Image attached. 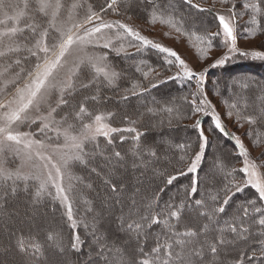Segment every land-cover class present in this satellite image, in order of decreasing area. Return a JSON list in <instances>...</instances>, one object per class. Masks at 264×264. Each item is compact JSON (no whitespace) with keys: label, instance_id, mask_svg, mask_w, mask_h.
<instances>
[{"label":"snow or ice","instance_id":"6c2138e0","mask_svg":"<svg viewBox=\"0 0 264 264\" xmlns=\"http://www.w3.org/2000/svg\"><path fill=\"white\" fill-rule=\"evenodd\" d=\"M217 3L222 6L223 12L216 11ZM122 6L126 15L132 12V5L127 0H105V4L96 11L91 4L86 5L84 0H33L32 3L24 0L22 8L12 0H0V12L8 19L19 22L30 8L45 18L41 22L27 24V34H24L25 28L20 27L0 32V211H6L9 198L18 195L20 191L28 194L31 206L30 210L23 213L24 218L20 221L28 227L27 235L23 229L8 227L9 242L6 245L0 244V253L7 255L15 250L19 257L18 264H51L49 250L64 258L61 264H72L66 258L69 252L82 255L85 241L79 231L75 230L77 220L73 216L68 193L72 189L71 181L81 179L73 175V168L87 163L90 154L86 151V145L93 143L98 148V137L102 136L108 145L113 146L108 155L110 161L120 163L127 155L115 150L116 133L134 134L131 139L135 143L130 152L144 167L161 159L162 153L156 147L141 142L144 132L134 126L114 127L110 121L115 113L94 112L88 107L89 101L102 99L96 93L103 88L119 90V81L125 79L126 70H116L109 57L113 52L117 56L126 52L123 41L127 40V46L134 47L138 53L150 48L163 54L164 64L178 68L179 71L167 77L168 80L195 82L196 92L190 101L191 116H184L171 101L161 109L159 102L154 100V107L147 108L146 112L155 114L159 110L169 117L175 113L177 120L200 114L210 117L209 131L230 136L235 142V148L243 158V167L238 170L243 175L237 177V169L232 168L226 172L227 183L220 190L214 194L209 192L198 195L200 182L196 174L208 145V137L205 135L203 121L197 119L192 127L197 132L198 150L192 151L188 157L186 171L181 167L175 170V174H168L166 179V184L172 185L178 177L194 174L190 184L184 187L183 198L175 200L170 197L160 207L159 198L165 191L160 188L144 203L145 211L137 206L135 197H131L128 213L125 215L122 211L118 217L117 231L122 235L110 239L98 229H91L95 243L90 242L89 247L94 256L90 254L87 257L88 264H101V261L103 264H205L206 260L207 264H216V258L222 253L232 260V264H264V152L255 158L251 155V150L264 144V132L255 129L245 132L244 135L252 140L251 149L246 147L240 136L227 131L217 105L209 99L205 90L209 68L223 66L232 56L264 61V43L260 46L261 50L244 51L238 48L234 23L246 14L250 17V23L256 26L249 33L250 36H255L258 30L264 31V0H245L241 5L243 13L236 11L235 0H213L210 7H203L194 0H134L135 9L145 14L143 18L148 24L155 26L158 23L175 30L178 33L177 42L179 36L185 35L189 39L194 37L200 44L207 41L206 47L197 48L205 60L211 59L208 53L213 47V39L222 37L226 53L202 71L190 67L174 48L142 35L136 26L104 19L105 12L111 10L119 14ZM13 8L17 10L15 16H8L7 10ZM81 11L83 16L79 18ZM201 13L214 14V19L218 21L217 31L197 35L195 31L189 32L184 28L189 21L195 26ZM128 19L131 20L132 16L128 15ZM163 37L170 38L169 33H163ZM21 38L25 41L23 49L17 42ZM117 41L120 43L117 44ZM97 49L100 51L97 52ZM21 51L27 55H18ZM135 73H140V77L136 78ZM151 73L160 75L155 67L144 70L137 65L130 87L123 89L125 94L122 99L128 100L129 93L131 96L143 97L145 93L158 88L159 83L165 82L149 79ZM240 86L248 89L250 82H241ZM77 95L81 96L79 101H76ZM256 99L259 101L256 113L244 116L250 127L264 126V87L260 88ZM184 100L187 102L188 97H184ZM73 101H76L74 107ZM239 103V100L234 103L225 102V116L228 119H231L233 109ZM243 104L245 109L250 106L246 99ZM144 114L138 113L136 119L125 115L123 120L126 124L135 125ZM235 114L240 116L239 112ZM76 121L79 122V131H76ZM171 123L172 119L169 118L168 124ZM32 124L37 125L35 132L22 130L24 126ZM240 127H243L242 123ZM37 136L44 138H33ZM125 139L128 137H119L121 143ZM180 147L192 149L193 146L188 144ZM8 153L21 161V167L28 164L31 171H9ZM163 155L166 156L167 152ZM186 155L180 156L179 164L183 165ZM56 156L59 159L54 162ZM136 159L133 160L134 165ZM216 167L224 171L220 164ZM66 178L69 181L67 187ZM247 188L254 190L257 194L255 198L240 205L233 217L220 227L219 214L225 212L233 195ZM110 190L115 195L123 192L122 187L114 183L110 185ZM221 191L224 193L223 199L220 198ZM49 197L53 202L59 201L61 206H66L67 221L74 230L67 243L62 234L54 230L45 233L44 242H36L44 219L40 206ZM188 209L197 214V219L203 218L201 227H192L186 223L189 220ZM56 211L58 209L53 204V214ZM233 251L237 253L234 257L231 255ZM9 264L15 262L9 261ZM76 264H79L78 257ZM219 264H225V259L222 258Z\"/></svg>","mask_w":264,"mask_h":264},{"label":"trees","instance_id":"16d2710c","mask_svg":"<svg viewBox=\"0 0 264 264\" xmlns=\"http://www.w3.org/2000/svg\"><path fill=\"white\" fill-rule=\"evenodd\" d=\"M92 1H94L93 2L94 6L92 7L94 11L99 10L100 6L105 4V0H92ZM194 2L201 3L202 6L204 7V3H203V2H205L204 0L203 1L202 0H194ZM235 2H236V11L238 13H243L244 10L241 7V5L245 2V0H235ZM127 3L129 5H132V12H128V14L126 15L125 14V8L122 6L120 8L119 14L112 12L111 10L105 12L103 14L104 19L106 21H110V22L120 21V22H124V23L134 25L141 31V34L144 36H146L144 34L145 30H152L153 28H158V29L164 30V32H168L170 38L177 40L178 33H176L175 30H170L167 27L161 26L158 23L155 26L148 24L146 22V20L143 18L144 17L143 12H140V11L135 9L134 0H129V1H127ZM241 8H242V10H241ZM193 11H195V10H193ZM133 12H136V14L133 15ZM128 15L132 16L131 20L128 19ZM82 16H83V12L81 11V13L79 14V18H82ZM240 18H246L245 22L240 19V23L242 24V25L238 26V30H240V33H241V31L245 32L246 30L251 32L256 27L255 25H252V24H251V26H249V24H248L250 22L249 15L245 14V15H242ZM247 19L249 20V22H247ZM41 21H42V19H40L39 22H41ZM146 27H148V28H146ZM184 28L189 32L195 31L197 33V35H206V34H209L210 30L213 31L214 28H216V29L218 28V21H216L214 19V14L201 13L200 19L196 21L195 26L192 25L191 21H189L188 23H186L184 25ZM255 37H259V38L264 40V31H259V30L256 31ZM153 40L159 41L158 39H153ZM179 41H183L188 45H189V42H192L194 47H195L194 49H196V51H197L198 47H206V44H207V41L204 44H200L198 41L195 40L194 37L189 39V37L187 35L179 36ZM159 42H161V41H159ZM119 43H120V41H117V44H119ZM123 43L125 45L126 52H122L119 56H117L116 53L113 52L109 57L110 62L115 66L116 70H120V69L126 70L125 79H122L119 81L120 88H119L118 92H119V95L121 97L125 94L123 89L125 87H130L131 79H132V76L134 73V68L137 65H140L142 68H144V70H147L150 67H155L156 70H162L163 73L165 74V75H161V78H164V76H166L164 79L161 80L160 77L155 76V73H151L149 79H155L156 80V78H157L159 81H165V82L159 84L158 88L152 89L151 93H145L143 97L131 96L129 93L128 95L130 98L128 100H125L126 102L123 105H121V108L113 109V111H110V112H113L116 114L110 121L112 126H114V127L134 126V127H136L138 130L145 133V135L141 136V142L142 143L147 142L149 144H152L154 147L157 148V150H159L162 153L161 159L158 162H155L154 164L149 165L148 167L151 168V167H154L155 165H157V167H158L157 170H159V169H164V170H163L162 174H161V172H154V174L157 176H156V179H154L153 181H152L153 178L151 179L150 177H144L145 180L147 178L148 183H146V184H149V186L148 187L144 186V183H142L143 189L139 192V195H137L138 200L135 199L137 202V206L141 210L146 211V209L143 208L144 200H145V197H143V196H145V193L150 192V194H151L150 197H152L160 188L165 189V191L163 192V194L159 198L160 199V205H159L160 207H163L164 202L168 201L170 197L175 199V200H180L183 198L184 187L190 184V178L194 174L189 173L185 176H180V177H178L177 180L173 181L172 185H167L166 179H167L168 174H175V170H178L181 167L186 171L188 157L191 156L192 151L198 150L196 148L197 132L192 127V125L195 123V121L197 119L203 121V127H204L205 133H206V130L208 128L207 132L212 134L213 138L215 137L216 140L218 139L217 142H220L224 145V148L217 149V161L223 167L224 171L218 172L217 169H215V168H213V169H211L209 167L206 168L205 159L207 157V152L210 151V147H211V143H212V141L208 138V145L205 149L202 162L199 165L198 174H196L198 176V180L200 182L198 185V195H201L204 193H209V192L214 194L216 191L220 190L223 187V185L225 183H227V179H225L226 172L230 171L232 168L237 169V172L235 173V175L237 177H241L243 174L240 173L238 170L241 168L242 157L239 156L238 150L235 148V142L231 139L230 136H222L218 132L213 133V132L209 131L210 117H205L202 114H200V115H197V116H194L191 118L180 119L179 121L183 123L182 124L183 126H181L183 128H179L180 126H178L177 124L174 127H172L173 126L172 124L171 125L168 124V119L173 118L175 116V113L171 117H169V115L167 113H164L163 111L158 110L156 112V117H159V120L156 118H154L152 120L151 118L153 116L150 117L149 115H147L148 113L144 112V109L146 107H149V106H145L147 104H145V105L143 104L144 106L142 105L140 107L138 106L135 108V106L137 105L136 102L138 100H140V99L142 100L146 96H150L154 93V95H152V96H154L153 100L159 102V108L162 109L163 106L165 105L164 103H162L164 100L172 97V102H174L176 104V106H178L180 108V111L184 114V116H191L190 101L192 99V94H194L196 92V86H195L194 81L168 80L167 77H170V76L176 74L177 72H175V69H176L175 66H170V65L163 63V59H162L163 54H159L155 50H152L150 48L146 49V50H142L141 52L138 53L134 47H128L127 46V44H128L127 40H124ZM212 43H213L212 49H219L217 46H222V42H220L219 37H216L212 41ZM222 47H224V46H222ZM96 51L99 52L100 50L97 49ZM104 51H107V50H104ZM197 53H198V51H197ZM198 55L200 58L203 59V57L199 53H198ZM129 63H130V66L128 65ZM231 66H233V65H231ZM254 70H256V69H254ZM219 72H223V68L220 69V71H218L215 74V79L211 81V82L214 81V85L212 83L208 84L207 90L209 93L210 92H211V94L214 93L219 98H222V102H223L224 106H225V102L234 103V102H237L238 100L240 101V103L238 104V107L236 109H233L234 114L232 115V117H234L236 120L231 122V125L234 126L235 128H237L236 124L240 127V124L242 123L243 127H240V128H246L247 129L246 132L251 131L253 129H255L256 131L264 132V126L253 125L250 127L244 120V116L246 114H253L254 115L256 113V111L258 110L256 106L259 104V101L256 99V97H257L256 94H257V91H259V89L261 87H264V84L261 87H259V85L257 83L258 81H252L254 86L252 85L248 89H243L241 86H233L231 83H229L227 85V83H225L223 78L220 76ZM134 75L136 78L140 77V73H135ZM144 83H147V81H144ZM105 89L106 88H103L102 90L99 91V97H101V98L103 97L102 92ZM108 90L112 92V91L117 90V89L114 88V90H113L112 88H109ZM184 97H188L187 102L184 100ZM79 98H81V96L77 95L76 101H79ZM197 99H199V98L197 97ZM245 99L248 101V103L250 105L246 109L244 108V104H243V101ZM102 100L104 101L105 99L102 98V99H98L97 101H89L88 105L94 106V109L96 107L102 109L100 107V105H102L101 103H103V102H101ZM76 101H73V107L75 106ZM107 102H108V100H107ZM150 107H154V105H151ZM142 108H144L143 111H142ZM132 111L134 114L133 115L129 114ZM145 111H146V109H145ZM226 111H227V109H225V111H224V114H223L224 118H227L225 116ZM96 112H104V111L97 110ZM236 112L240 113L239 117L235 114ZM104 113H107V112H104ZM138 113H145V114L139 118L138 122L135 125L126 124L124 122V120H123V117L125 116L124 114H129V116L133 117V119H136L137 118L136 116ZM163 118H168V119L164 120ZM238 120H239V123L237 122ZM153 122L155 123V125H160L159 127H156L155 130H153L152 126H151V124H154ZM173 122H175L174 119H172V123ZM74 123H76V122H74ZM77 123H79V122H77ZM180 130H182V134H185L184 138L180 139L181 140L180 142H177V146L173 147L174 149H173V151H171L169 153V155L164 156L163 155L164 152H162L160 146H158V144H156V141L161 139V137H157L155 140L156 135L153 134L154 133L153 131H161V132L167 131V132H169V134L165 135L164 140L169 141V144H171L173 142V140H171L170 138H172L173 135L175 137L176 136L179 137L180 135H177V133H179V132L181 133ZM122 135L125 137H128V139H125L123 143H121L119 140V137ZM132 135H134V134L133 133H116V134H114L115 150H118V151H121L122 153L127 154L126 159L120 163H116L114 160H111L113 163H115V165L117 167H120L121 165H123V162H125V163H131L132 162L133 163V160L136 159L131 155V152H130L131 146L135 143L131 139ZM251 142H252V140H251ZM188 144H191L193 146L192 149L180 147V145H188ZM110 148L113 149V146L108 145L107 142L104 140V138L101 137V139L99 140V147L97 148L94 146L91 149V151H93L94 153L92 155H91V151L89 153L90 159H88V161L90 163H87V165H89V164L91 165L90 172H93L92 167H95V165H93V164H96L102 158H105L104 157V151H107ZM256 150H258L260 152H264V144H262L260 147L256 148ZM185 153H187V155L185 156V162L183 163V165H181L178 163V161L180 159V156L184 155ZM108 161H110V160L108 159ZM169 161H171V162H169ZM136 163H138V166L143 167V165L140 164V161L138 159H136ZM82 165L85 166V164H82ZM76 172L80 173L79 171H76ZM93 176L94 175H92L90 173L88 174L89 178L90 177L92 178ZM116 176H118V173L114 174L112 177H116ZM122 178L128 179L125 176H122ZM228 179H230V178H228ZM77 181L80 183V180H77ZM90 182H91V180H90ZM79 183L78 184L74 183V186H73L75 188V192H73V193H75V198H76V196H78V205L76 207V209H77L76 214L79 216V218H81V219H78V222L83 220V222L87 223L86 216H88L89 213H86L85 211H83V208H84L83 204H82L83 198L81 197V190H82L83 184H79ZM84 183H85V181H84ZM93 185H92L93 190H95L94 192L98 195L99 187H98L97 181H93ZM110 185H111L110 181L106 182L105 191L108 194H110V196L113 197L112 200L118 201V198H120V197H116V199L114 198L115 194H113L111 192ZM206 185H207V187H206ZM20 193H23V192L20 191L18 193V195H20ZM256 195L257 194L251 188H247L243 192L236 193L235 195H233L231 197V199L229 200V204L226 207L225 212L219 214V217H218L219 226L223 227L225 225V221H229L233 217L236 209L240 205L246 203L251 198H255ZM19 198H22V195H21V197H19V196L10 197L8 200V203L18 204L20 208H25V206L27 204L25 202H23L22 200H20ZM220 198L221 199L224 198V193L222 191L220 192ZM95 199H96V196H94V195L91 198L87 199V203H89L91 205V209L94 207V205L96 203ZM123 199H124V205L127 208L125 212L128 213V210H129L128 200L125 199L124 197H123ZM8 203H7V206H8ZM90 205H89V207H90ZM43 206L48 207V206H45L44 204H43ZM191 211H192V209H188L187 216L189 217V220L186 221V223H190V226H192V227L195 226L198 228L201 226V224L203 222V218L201 217V218L197 219L196 218L197 214L195 212H191ZM11 220H12V216L7 215L5 213H0V223L6 222L8 224H12L13 221L11 222ZM94 220L97 224L94 226V228L98 229L99 232L102 233L104 236H107L110 239H115L117 236H120L117 234L118 232L117 233L115 232V229H117L116 224H113L112 222L108 223L109 220L112 221V216L110 214H106V215H104L103 213H102V215L99 214V217L94 218ZM78 222H77V224H78ZM62 224H63L62 229L66 233L62 232V229L60 230V226H58L57 223H53V225L55 227L59 228V232L62 234L64 242L67 243L71 233L73 232V230L69 226V223H68L65 215H64V221H62ZM67 225L69 226V228L66 229ZM10 226H12V225H10ZM78 226H80V225H78ZM65 229H66V231H65ZM156 231L159 232L160 229L157 228ZM0 233H1V231H0ZM80 235H81L82 240L85 241L84 248H86L87 253L85 254L84 248H83L84 250H82V255L81 254H73V253L69 252L68 253L69 258H67V259H70L71 256L72 257L80 256L82 259V262L83 261L87 262L88 260L84 259L85 256L88 257L90 254H93L92 249L88 245V242L90 241L89 239H91L92 234L90 235L86 230L83 233L81 232ZM40 237L43 239L42 235ZM39 240L41 242H44L41 239H37L36 242H40ZM149 246H151V241L149 242ZM236 254H237L236 251H233L231 255L234 257V256H236ZM5 256H7V255L0 253V259L4 258ZM93 256H94V254H93ZM222 258L225 259V264H232V260L230 258H227L224 253H222L220 257L216 258V264H219V262ZM80 261L81 260H79V264H80ZM76 262H77V260L73 261L72 264H76ZM101 264H103L102 261H101ZM205 264H207V260L205 261Z\"/></svg>","mask_w":264,"mask_h":264},{"label":"rangeland","instance_id":"374dc122","mask_svg":"<svg viewBox=\"0 0 264 264\" xmlns=\"http://www.w3.org/2000/svg\"><path fill=\"white\" fill-rule=\"evenodd\" d=\"M127 1H129V0H127ZM204 1H205V2H203L204 7H210L213 3V0H204ZM12 2L20 4V6L22 8L24 0H12ZM29 2L32 3L33 0H29ZM84 2L86 5L91 4L92 7L94 6V3H93L94 1H92V0H84ZM241 10H242V8H241ZM7 11H8V16H15L17 10L15 8H13V9H8ZM216 11L223 12L224 9L222 8L221 5H219L217 3L216 4ZM143 15H145V14L143 13ZM40 19H42V21H43L45 18L42 16V14L37 15L36 13H34V10L31 8L28 10L26 15L19 20V22H17L14 19H8L4 15L3 12H0V21H3L2 23H0V32H3V31H5L11 27H20V28H25L24 34H27L26 25L34 23V22L38 23L40 21ZM240 19L243 20L244 22L246 21V18H240ZM240 19L238 21L234 22L236 24L235 31L237 34V46H238V48L240 50H244V51L261 50L260 46L262 43H264V40L259 38V37L250 36L249 35L250 32L248 30H246L245 32L241 31V33H240V30H238V26L242 25L240 23ZM247 22H249L248 19H247ZM248 24H249V26H251L250 22ZM146 28H148V27H146ZM217 30H218V28L213 29L214 32ZM213 31L210 30L209 33L213 32ZM163 33H165L164 30H161L158 28H153L152 30H145L144 31V34L148 38L158 39L159 41H161L166 46L174 48L181 55V57L184 58L188 62L189 66L193 67L197 71H202L205 68H209V65L212 63L213 60L221 58L227 51L226 47H222L223 46V43H222V46H217L219 49L210 50L208 55H210L211 59L205 60V59H202L199 57L196 49H194L195 47H194L192 42H189V45H188L183 41L177 42V40H175L173 38H164ZM219 39H220V42H222V37H219ZM17 42L21 45V47L23 49V47L25 46V41L21 38ZM18 55L23 56V55H27V53L24 51H21ZM247 60H253V59H251V57L245 58V57H241V56L236 55V56H232V58L230 60H228L223 66H219L216 68H209V71L206 74V78H205L206 79L205 90L208 92V90H207L208 84L212 83L214 85V81L213 82H211V81L215 79V74L218 71H220V69H222V68H223V72H219V73H220V76L225 81V83H227V85L229 83H231L233 86H240L241 82H250V86H252L253 85L252 81H258L257 83H258L259 87H261L264 84V75L261 71L257 70V69H259V65L257 63H253V61L247 63ZM244 62L246 64H249L248 66H251L250 68H252V69H250V68L247 69V67H246L245 69H247V70L243 71L242 69L241 70H233V69H230L228 67L231 65H233V66L241 65ZM128 65L130 66V63ZM254 69H256L257 71ZM178 71H179V69L176 68L175 72H178ZM262 71H264V70H262ZM157 72L160 73V75L157 77H160L161 80L166 77V76H164V78H161V75H165L162 70H157ZM155 76H156V74H155ZM156 80H157V82H160L157 78H156ZM159 84H161V83H159ZM109 88L110 87H106V89L102 92V96H103L102 98L105 99L104 101L103 100L101 101V102H103V103H101L102 105H100V107L102 109L97 108V107L94 109V106L88 105V107L91 110H93L94 112H96L97 110L104 111V112L113 111V109L121 108V105H123L126 102L119 95L118 89L114 90V88H112L114 91L111 92L108 90ZM259 92H260V89H259V91H257L256 95H258ZM96 94L99 97V92H97ZM208 94H209V99H211L213 101V103L217 105V108H218V110H219V112L223 118V122H224L228 132L234 133V134L240 136V138L244 142L245 146L251 149V145H252L251 139L244 135L247 129L246 128H240L237 124H236L237 128L232 126L231 122L235 121L236 119L234 117H231V119H230L231 121H230L229 119L223 117V114H224L226 107L224 106V104L222 102V98H219L214 93L211 94V92L210 93L208 92ZM152 95H154V93ZM152 95L146 96L142 100L141 99L138 100L136 102L137 105L135 106V108L138 106L140 107L143 104L144 105L147 104L145 106H149V107H146L145 109L151 108L150 106L153 105V101H154L153 100L154 96H152ZM80 99L81 98H79V100ZM107 100H108V102H107ZM170 101L172 102V97L164 100L162 103L166 104ZM143 109L144 108H142V111H143ZM145 109H144V112H146ZM129 114L133 115L134 113L132 111ZM129 114H124V115L129 116ZM147 115H149L150 117L153 116L151 118L152 120L154 118L159 120V117H156V113L155 114L148 113ZM57 118H59V117H57ZM163 119L165 120L168 118H163ZM171 119H174V121H175V122L171 123L173 125L172 127L176 126V124H177L178 126H180L179 128H183V127H181V126H183L182 125L183 123L180 122L179 120H177L175 118V116ZM77 122L78 121H76V123H75L76 124V131H79V123H77ZM66 126L67 125H65V127ZM151 126H152L153 130H155V128L157 127L155 125V123L151 124ZM36 128H37V125L32 124V125L24 126L22 128V130L35 132ZM180 131H181V133L180 132L177 133V135H180L179 137L178 136L175 137L172 134L173 137L170 139L173 140V142L171 144H169V141L164 140L165 135L169 134V132H167V131L166 132H164V131L163 132L153 131L154 132L153 134L156 135L155 140L157 137H161V139L156 141V144H158V146H160L162 152H167L168 153L167 155H169V153L171 151H173V149H174L173 147L177 146V142H180L181 141L180 139L184 138V136H185V134H182V130H180ZM207 131H208V128L206 130L205 135L212 141V143H211L210 151L207 152V157L205 159V166H206V168H208V167L211 169L215 168V169H217L218 172H221L219 170V168L216 167V165L219 164L217 161V149L224 148V145L220 142H217L218 139L216 140L215 137L213 138V135ZM50 135H55V133H50ZM101 137H98V142L101 139ZM33 138L43 139L44 137L43 136H37V137H33ZM94 146L95 145L93 143H88L86 145V151L88 153H90L91 149ZM112 150L113 149L110 148L107 151H104V157L105 158H102L96 164H93V165H95V167H92L95 169V171H93L94 173L90 172L91 165L90 164L87 165V163H90L89 161L85 164V166L82 164H78L76 167L73 168V175L81 177L80 183L75 179L73 181H71L72 189L68 193L69 197H70V202L72 204L73 216L75 219L77 218L76 219L77 222H78V219H81L76 214V210H77L76 207L78 205V196H76V198H75V193H73V192H75V188L73 187L74 183L83 184V187L81 190V197L83 198L82 204L84 207L83 211H85L86 213H89L88 216H86L87 223L83 222V220H82V221H79L77 224V229H75V230L79 231L80 234H81V232L83 233L87 230V232L91 235L92 234L91 229H93L94 226L97 225L94 218L99 217V214L102 215V213L104 215L110 214L112 216V221L109 220L108 223L112 222L113 224H116V228L118 229V225H119L118 217L121 215L122 211L125 215L127 213V212H125L127 208L124 205L123 197L128 200V204L130 205V203H131L130 198L134 196L135 199H137V195H139V192L143 189L142 183H144V186H147V187L149 186V184H146V183H148L147 178L145 180L144 177H150L151 179L153 178L152 179V181H153L154 179H156V176H157L154 174V172H161V174H162V172L164 170V169L157 170V168H158L157 165L149 168V167H144V166L143 167L138 166V163H136V165H134L132 162L131 163L123 162V165H121L120 167H117L115 165V163H113L112 161H108V154H110L112 152ZM93 153L94 152L91 151V155ZM260 153L261 152L256 150V149L251 150V155L253 158L259 156ZM0 159H2V158H0ZM53 159L55 162V161H58L59 157L56 156ZM7 160H8L7 167H8L9 171H15L17 169H20L24 173H28L31 171V168L26 163L21 167V161L18 158H16L12 153L7 154ZM241 167H243V162L241 163ZM76 171H79L80 173H78ZM89 173L94 175V176L92 178L91 177L89 178L88 177ZM117 173H118V176L112 177L114 174H117ZM122 176H125L128 179H123ZM90 180H91V182H90ZM84 181H85V183H84ZM93 181H97V183H98V187H99L98 195L94 192L95 190H93V186H94ZM109 181H110V184L114 183L117 186L122 187V189H123L122 194L115 195V197H114L115 199H116V197H120V198H118V200L121 201L120 203H118L117 200H112L113 197L110 196V194H108L105 191L106 182H109ZM68 183H69V181L66 178L65 179V186L66 187H67ZM206 187H207V185H206ZM22 192L23 193H20V195H16V196L21 197V195H22V198H19V199L27 204L25 206V208H20L18 204L8 203V206L6 207L7 210L6 211H0V213H5L7 215L12 216L11 222L13 221L12 224H8L6 222L0 223V231H1V233H0V244L6 245L9 242L8 231H7L8 227H13L16 229H23L25 235H27V233H28V227L26 225L22 224L20 221L24 218L23 213L26 210H30L31 206L29 205L28 194L24 191H22ZM93 195L96 196V199H95L96 203H95L94 207L91 209V205L89 203H87V199L91 198ZM150 195H151L150 192L145 193V196H143V197H145L144 203L148 198H150ZM43 204L45 206H48V207H44ZM53 204H54L55 208L58 209V211H56L54 214L52 212ZM89 205H90V207H89ZM89 209H91V211ZM191 212H194V211L192 210ZM40 213L42 215H44V219L41 222V228H40V231L37 235H39L38 239L45 241V233L48 230H54V231L59 232V228L55 227L53 225V223H57L58 226H60V230L63 228L62 221H64V215L67 218L66 206H61L59 201L53 202L51 200V198L49 197L45 201H42L41 206H40ZM86 224H88L87 228L85 227ZM10 225H12V226H10ZM78 225H80V226H78ZM201 226H202V224H201ZM193 227H195V226H193ZM67 228H69L68 225H67L66 229ZM66 229H65V231H66ZM117 229H115L116 233L118 232ZM62 232H64L63 229H62ZM64 233H66V232H64ZM117 234L122 235V233H120V232H118ZM41 235L43 236V239L40 237ZM13 240H14V238H13ZM89 240L90 241L88 242V245L90 242L94 243V241L92 240V237ZM84 249H85V254H86L87 253L86 248H84ZM48 256H49L51 264H61V260L64 259V258H61V257L55 255L52 250L48 251ZM66 258H69V257L67 256ZM84 259L87 260V256H85ZM69 260L73 263V261L77 260V257L71 256ZM78 260H81L80 264H88V261L82 262V259L80 256H78ZM9 261H13V262H15V264H18L19 257L16 255L15 250L8 253L7 256H5L4 258H1L0 264H9Z\"/></svg>","mask_w":264,"mask_h":264},{"label":"bare ground","instance_id":"6f19581e","mask_svg":"<svg viewBox=\"0 0 264 264\" xmlns=\"http://www.w3.org/2000/svg\"><path fill=\"white\" fill-rule=\"evenodd\" d=\"M253 61V63H257L259 65V69L258 71H261L264 75V61H261V60H247V63ZM249 64H246L245 62L241 65H235V66H228L230 69H233V70H243V71H246L247 69H249L251 66H248ZM247 67V69H245ZM252 69V68H250ZM249 71V70H248Z\"/></svg>","mask_w":264,"mask_h":264}]
</instances>
